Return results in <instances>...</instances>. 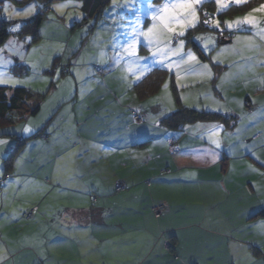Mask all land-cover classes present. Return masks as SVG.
<instances>
[{"label": "crops", "instance_id": "crops-1", "mask_svg": "<svg viewBox=\"0 0 264 264\" xmlns=\"http://www.w3.org/2000/svg\"><path fill=\"white\" fill-rule=\"evenodd\" d=\"M105 11L78 28H73L75 19L70 23V40L77 29L86 37L78 51L69 41L63 56L69 59L65 68L74 96L54 94V88L40 107L43 112L13 128L27 141L8 175L3 161L15 141L0 139L10 141L0 146V178L5 177L0 264H264V85L253 84L250 76L227 78V72L243 69L236 66L237 58L228 59L207 84L222 105L214 112L235 120L230 128L199 123L182 131L167 129L160 123L176 105L163 107L160 92L138 101L132 88L122 89L126 82L136 83L132 73L121 79L120 64L112 65L111 58L109 64L100 62L114 39L121 43L117 50L128 43L133 28L121 10L116 24ZM42 25L46 30L47 23ZM142 32L136 34L143 38ZM38 36L46 40L41 30ZM210 104L190 108L207 110ZM105 110L108 122L99 123ZM132 112L146 122L132 124ZM24 126L33 132L24 134ZM41 131L43 136L30 138ZM171 138L176 139L173 154ZM96 139L106 151L84 153L82 148ZM79 147L80 161L94 170L92 182L58 175ZM117 183L126 190L115 194ZM71 198L80 206H68ZM159 204L167 209L156 220L151 209ZM26 213L30 216L24 219Z\"/></svg>", "mask_w": 264, "mask_h": 264}, {"label": "rangeland", "instance_id": "rangeland-1", "mask_svg": "<svg viewBox=\"0 0 264 264\" xmlns=\"http://www.w3.org/2000/svg\"><path fill=\"white\" fill-rule=\"evenodd\" d=\"M39 1L40 0H4L3 3H0V21L8 23L10 33L9 39L2 46H0V50H3L0 51V78L7 81V84L0 85V87L8 89L22 88L30 90L32 93L40 94H46L49 90L50 93L57 89L59 94L56 91L54 94L60 96H74L73 83L70 84L69 81H67L68 77L66 75L62 76L61 71H59V78L57 79L56 73L57 70L60 69L59 66H64L63 68H65L69 62L67 57L63 58L68 42L71 41L69 48L72 51H78L81 44L86 42L84 40L86 37H83L82 30L79 29L74 30L75 32L73 31L74 34L72 36V40H70L72 35V32L70 33V29L72 27L70 23L73 19L77 22L82 19L78 4L74 1H52L48 4L47 8L49 9V13L45 16V19L47 17V20H53L56 23L50 24L49 21L45 22V20H43L42 24L44 25L47 23V29L45 30V26L42 25L43 27L39 30H41L42 38L46 40L38 39L35 43H32L29 39H27L29 38L27 36L24 41L18 36L22 27L18 32L11 31V29L18 23L23 26L25 22L36 17L38 8L44 4ZM178 2L179 0H110L108 7L105 9L106 11H104L106 15L112 16V23L115 24V21L117 20V10L125 9L127 12L126 14H128L129 21L131 20L129 14L136 17L133 21V28L129 31L130 39L133 38V31L135 33H140L145 29V32H147L149 27H152L153 25L155 26L153 44L151 46L148 44V40L144 36L142 38L139 34L135 35V39L138 40L137 47L139 56L148 57L146 61H141V63L148 64L150 66L149 70H153L165 67L166 64L168 66V62H170L169 60H172L173 63L171 62L168 66L171 70H166V68L163 69L168 72L169 78H171V76L173 77L180 101L189 109H193L190 108V105L202 106L206 102H211L209 105L210 107H208L205 111L213 113L214 110H220V106L222 105L219 100L212 97L207 83L209 80L214 79L213 77L215 75L218 77V71L220 68L225 67L223 65H226V61H229L233 57L237 58L235 61L236 66L243 67V69L242 71L232 70L227 72V78L236 79L235 77H237L238 79H241L250 76L251 80L254 81L253 84L260 82L261 85H264V7H262L264 6V0H244L242 5L247 4L245 6L246 10L237 9L242 5L236 6L233 3V0H225V2L229 3L231 6L230 8L223 10L219 9L213 0H207V2L202 5L195 6L197 8V18L199 21L197 26H189L185 29H181L176 22H173L171 27L175 29L176 33L182 30L187 33L189 30H192V41L199 47L203 58L197 50L191 47L186 48L184 46L185 44L183 45L179 55L173 56L172 53L169 52L167 56L153 57V53L163 52L168 47L166 41H169L170 38L173 48L177 47L179 45V41L182 39V37L176 36L174 33H169L167 29H163L160 20V17L165 15L163 12L164 6L168 5V10L171 12L173 11L172 5ZM5 3L9 6V12L12 13L11 18H9L3 11ZM33 4L36 5L35 9L28 11L27 15H25V12H21L17 15L14 11L16 9L27 10V6ZM54 5L67 6L56 10L53 7ZM153 15L157 17L155 20L152 19ZM246 16H250L251 19L255 21V24L241 25L239 27H233L232 29L227 28V23L235 25L237 20L243 19ZM181 19H183L182 16ZM205 19L210 21V25L206 26L202 23ZM217 21L220 22L219 30L211 26ZM56 24L58 27L54 26ZM111 27H113V24L109 28ZM198 28L202 30H198ZM207 28L210 30H207ZM234 35L235 37L231 42V39L229 38H232ZM108 36L109 39L107 40V43H109L112 39L110 33ZM116 37L117 35H115L114 38ZM174 37H177L179 40L176 42V45H173ZM218 38L220 41L222 40L223 42H226V44L218 43ZM117 40L118 39H114L112 41V48L110 52L104 54L100 58V62L109 64L111 58L112 65H121L119 71L116 73L121 76V79L132 73V81L136 82L141 75L144 77L145 73L135 71L134 63L133 69L130 70L128 67L130 63L128 58H125V62H122L120 59L119 63H116L118 60L115 59L113 47L117 49L119 48L118 44H121L116 43ZM142 40L147 42L148 52H140V44ZM204 45L208 46L207 50L203 47ZM86 52L92 51L88 49ZM189 52L194 54L195 57H197V60L190 61L187 55ZM100 53L102 55L103 49ZM91 60L96 61L97 59ZM160 60H163L164 63H160ZM185 61H187V63H185ZM57 64H59V66ZM177 65L179 66L177 67ZM203 65L208 66L207 71L202 67ZM24 68H27L26 73L24 72ZM63 68H61V70ZM177 75L179 76V83H177ZM21 81L22 83H17ZM13 83L16 84L15 87L12 86ZM126 83V86L122 87L123 90L132 88V84H128V82ZM41 89H43V91H41ZM159 92L160 95L158 98H160V96L162 97L160 102L163 107L167 109V107L169 108L173 104L175 105L169 80L164 83ZM53 95L50 94V96ZM86 106L90 107L88 102H86ZM200 109L201 108H198V110ZM40 110V112H43V108ZM82 111L83 109L81 112ZM107 115L109 116L105 110L103 115L104 122L100 120L99 123L106 124L109 118ZM97 140L98 139L92 140L91 142L89 141L87 145L82 148L83 152L89 154L99 153L100 151L105 152L106 146H99ZM80 148L81 147L67 156L68 162H66V165L61 169H57L58 175H65L73 182L78 180V176L81 178L83 177V179L87 181H91V178L94 177V170L80 161V156L78 157V154L81 153L78 151ZM81 157V159L86 162L87 156L82 153ZM55 175L58 176L56 172ZM73 182L71 184L75 187L76 184ZM71 184H67L68 187H71ZM68 202V206H80L77 198H71Z\"/></svg>", "mask_w": 264, "mask_h": 264}, {"label": "trees", "instance_id": "trees-1", "mask_svg": "<svg viewBox=\"0 0 264 264\" xmlns=\"http://www.w3.org/2000/svg\"><path fill=\"white\" fill-rule=\"evenodd\" d=\"M52 1H74L76 2V4H78L79 10L83 14V17H82L81 22H78L73 26L74 29L78 28L79 26L86 25L90 21L95 20L96 18L99 19L103 11L106 9V7H108L110 3V0H40L39 2L44 3V4L40 8H38L36 17L31 19L30 21L25 22V24L22 26L20 30V34L18 35L21 39L26 40L27 36L31 37L30 41L32 43H35L39 39L38 31L43 23V20H45V16L49 13L48 12L47 14L43 15V14H40V12L44 8H47L48 4ZM246 5L247 4H244L237 9L246 10L245 9ZM121 11L125 14L127 13L125 9H122ZM129 15L131 17L132 24H133V21L136 17L131 16V14ZM8 26L9 25L7 22L0 21V46H2L10 37ZM198 30H202V29L198 28ZM207 30H210V29L207 28ZM192 37H193L192 30H189L182 37V39L185 41L184 46L186 48L191 47L197 50V52L201 55L199 47L192 41ZM234 37L235 35L232 36V38L230 37L229 38L231 39L230 41H232ZM177 41H179L177 37H174L173 45H176ZM217 42L220 44L221 43L226 44V42H223L222 40L220 41L219 38L217 39ZM146 43H147L146 41H143V43L141 42L140 52L141 51L147 52ZM201 56L203 58V55ZM24 69H25L24 72L26 73L27 68H24ZM223 69L224 67H221L218 73L220 74V72ZM60 71L62 73V76H65V75L67 76L68 72L66 68H63ZM49 74H52V73H49ZM95 74L98 78H101L103 75V73L101 75H98L97 71H95ZM213 78L214 79H212V82H214L217 79L216 75ZM165 80L166 81L169 80L170 89L172 91L173 98H174L175 105H176L175 112L166 116L160 123L165 128L176 129V130L182 131L187 126H191V125H195L199 123H219V124H222L225 128H230L229 124L235 121L233 118L224 117L223 115H220V114L211 113L205 110L189 109L183 106L178 96V91L175 87L173 77L171 76V78H169L168 72L165 69H163V67L149 70L144 75V78L139 83L137 82L134 83V85L132 86L134 97L138 101H145L149 98L154 97L161 90L162 86L166 82ZM48 93L40 94V93H32V91L27 90V89H22V88L8 89V88L0 87V139L10 138V139H14L15 141L14 148L9 152V154L6 156V158L3 161L4 175L10 174L9 172L11 171L12 161L14 157L18 155L19 151L23 147L24 142L27 141V139H20V137L13 134L14 132L13 128L16 127L17 125L24 124V122H26L28 119L35 117L39 113L42 103L45 101L46 97L49 95ZM134 116H138L139 118L143 120V122L140 124H135L133 122ZM130 117H131L132 124L136 126H141L146 122L144 117L134 112L131 113ZM44 134L45 132L41 131L38 134H35L30 138L41 137ZM0 180H2V184L0 186V194H1L5 177L0 178ZM125 190L126 188H124V191ZM114 192H115V189H114ZM120 193H115V194H120ZM28 214L29 213H26L24 215L27 216ZM262 214L263 213H260L259 215H262ZM23 218L27 219L28 217H23Z\"/></svg>", "mask_w": 264, "mask_h": 264}, {"label": "snow or ice", "instance_id": "snow-or-ice-1", "mask_svg": "<svg viewBox=\"0 0 264 264\" xmlns=\"http://www.w3.org/2000/svg\"><path fill=\"white\" fill-rule=\"evenodd\" d=\"M4 0H0V3H3ZM207 2V0H179L178 3L172 5V9L173 11L169 12L168 10V5H165L163 8V12L165 13V15L160 17L161 23H162V28L163 29H167V31L169 33H174L176 36L179 37H183L186 33L185 31H180L178 33L175 32V29L171 27V24L173 22H176L179 27L181 29H185L187 27H195L197 26V24L199 23L198 18H197V8L195 6L198 5H202L203 3ZM213 2H215L218 6L219 9L223 10V9H228L230 8V4L226 3L225 0H213ZM233 3L236 6H241L244 3V0H233ZM67 5H54L53 7L56 10H59L63 7H65ZM36 7L35 4L33 5H29L27 6V10L25 9H16L14 10L15 13L17 15H19L21 12H25V15H27L28 11H32L34 10ZM264 7V6H262ZM4 13L11 18L12 13L9 12V6L5 3L4 9H3ZM181 16L183 17V19H181ZM157 17L155 15H153L152 19L155 20ZM202 23H204L206 26L210 25V21L208 19H205ZM255 21L251 19L250 16H246L243 19H239L235 22V25H233L232 23H227V28L228 29H232L233 27H239L241 25H254ZM212 27L216 28V29H220V22L217 21L215 24L211 25ZM22 27L21 24H17L14 28L11 29V31L14 32H18L20 30V28ZM154 28L155 26L153 25L152 27H149L147 32H142L141 34L148 40V44L151 46L153 44V33H154ZM133 38L130 39L128 41L127 44L125 45H121L120 49L117 50L115 47H113L114 53H115V59L116 60H120L123 57H127L130 61L128 67L129 69H133V63L135 64V71H139L141 73H146L149 71L150 66L146 63H141V61H146L148 59V57H140L138 54V40L135 39V35L136 33L133 31L132 33ZM27 39H31L30 37ZM196 39H200V38H196ZM168 47L163 51V52H157V53H153L152 56H167L169 52L172 53L173 56L179 55L180 51L183 48V45L185 43V41L183 39H181L179 41V45L175 48L172 47L171 44V38L169 39V41H166ZM206 50L208 48L207 45L203 46ZM3 51V50H0ZM188 55V59L190 61H195L197 60V57H195L194 54H192L191 52L187 53ZM160 63H164L163 60L159 61ZM185 63H187V61H185ZM179 65H177L178 67ZM206 71L208 69L207 65H203L202 66ZM166 70H171L170 68H168L167 65H165ZM59 71L57 70L56 73V78H59ZM143 75H141V77L138 78V80L136 81L137 83H139L142 79H143ZM17 83H22L21 82H17ZM177 83H179V76L177 75ZM7 84V81L3 78H0V85H5ZM13 87L16 86L15 83H13L12 85ZM41 91H43V89H41ZM215 127L219 128V125H216ZM24 134L26 135H30L33 132V129L31 127L28 126H24L22 127V129H20ZM140 129L137 128L136 129V133L137 135L140 133ZM129 138H131V135L129 136ZM10 143V141H4V140H0V146L6 145ZM216 148L221 147L220 143L218 141H214Z\"/></svg>", "mask_w": 264, "mask_h": 264}, {"label": "built area", "instance_id": "built-area-1", "mask_svg": "<svg viewBox=\"0 0 264 264\" xmlns=\"http://www.w3.org/2000/svg\"><path fill=\"white\" fill-rule=\"evenodd\" d=\"M49 12V9L48 8H44L40 14H47ZM97 74L98 75H101L102 74V71L101 70H97ZM133 122L135 124H140L143 122V120L141 118H139L138 116H134L133 117ZM175 145H176V140L174 138H171L169 141H168V146H169V153L170 154H173L175 153L177 150L175 149ZM2 184V180H0V186ZM124 185L122 183H117L116 184V188H115V193H120V192H123L124 191ZM167 209V206L165 204H159V205H155L152 207L151 211H152V214H153V217L157 220L159 218H161L162 216V213ZM30 215L28 214L27 216L24 215L23 217H29Z\"/></svg>", "mask_w": 264, "mask_h": 264}]
</instances>
